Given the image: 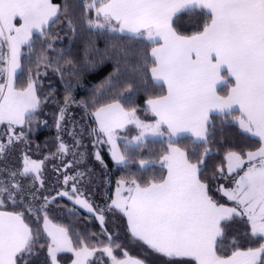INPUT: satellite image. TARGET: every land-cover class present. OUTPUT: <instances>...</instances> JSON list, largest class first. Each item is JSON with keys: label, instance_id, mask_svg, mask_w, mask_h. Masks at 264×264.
I'll list each match as a JSON object with an SVG mask.
<instances>
[{"label": "snow or ice", "instance_id": "obj_1", "mask_svg": "<svg viewBox=\"0 0 264 264\" xmlns=\"http://www.w3.org/2000/svg\"><path fill=\"white\" fill-rule=\"evenodd\" d=\"M69 7L68 0H64L63 5L53 4L52 0H0V48L6 44L9 50L7 56L0 52V62L8 65L7 69L0 68V78L5 71L9 73L6 85L0 84V124L6 122L8 125L7 141L0 140V160L15 142L24 139L23 131L17 135L14 126L30 122L40 105L31 79L27 88L15 90L13 77L21 67V47L31 48L32 36L36 33L44 36L45 29L60 19L62 9L65 18L69 17ZM85 8L96 12V19L87 21L90 30L108 27L113 32H128L130 38L159 44L152 48L153 66L149 71L154 81L167 85L166 95L146 101L157 118L154 124H144L137 118L134 108L126 110L119 102L101 106L93 113L117 164L126 163L127 157L117 146L116 129L131 123L141 129L140 135L133 138L134 143H125V152L140 147L147 139L146 132L162 137V126L168 129V148L161 157L167 176L159 182L152 180L146 186L133 179L127 188V197L119 196L125 181H118V198L112 201L109 209L114 206L127 217L134 240L169 259L187 257V264H264V243L245 251H233L231 256L219 255L217 251L227 222L235 217L247 216L251 236L264 239V0H92ZM197 9L209 15L210 21L191 36L180 35L173 27L174 18ZM17 18L18 26L14 23ZM113 21L119 25L118 29L111 27ZM68 26L72 27L71 19ZM45 59L41 53L37 65ZM48 66L46 63L45 67ZM225 67L227 77L221 74ZM229 78L234 80V85L227 97L218 96L217 86L228 83ZM131 88L128 85L129 91ZM69 102L70 98L66 97L65 104ZM233 105L239 107L240 128L259 137L261 146L243 154L234 151L226 154L229 173L243 170L234 188L221 185L218 189L235 201L236 207L227 208L212 198L208 183L199 176L208 149L205 148L204 156L193 164L187 153L174 145L184 138L182 133L186 131L195 136L194 142L207 144L208 137L213 134L208 129L210 110L216 108L230 115L235 111ZM64 113L62 107L56 122L58 130ZM92 133L97 134L95 129ZM67 150L61 142L58 151L66 153ZM96 158L100 159L99 154ZM42 163L25 155L21 169L0 168V173L7 172L9 177L7 183L0 181V197L7 195L15 204L19 195L22 203L24 190L16 177L34 174L33 183L40 181ZM69 179L72 178L66 176L65 183ZM35 198L33 194L32 199ZM45 200L47 202V198ZM76 203L93 211L79 196ZM2 204L3 199H0ZM45 206L36 211H44ZM32 210L29 204L28 211ZM97 218L103 223L102 214ZM44 230L51 237L48 244L51 264H57L58 252L73 251L71 241L64 228L50 226L46 213ZM35 243L37 239L24 221V212H0V264H21V261L29 264L25 257L34 255ZM81 243L83 246L74 252L76 259L72 264H88V257L95 251H90L83 241ZM111 245L109 237V243L102 249L111 264H146L142 259L129 257L127 252L123 253V259L118 258Z\"/></svg>", "mask_w": 264, "mask_h": 264}, {"label": "trees", "instance_id": "obj_2", "mask_svg": "<svg viewBox=\"0 0 264 264\" xmlns=\"http://www.w3.org/2000/svg\"><path fill=\"white\" fill-rule=\"evenodd\" d=\"M53 4L63 5L64 0H52ZM69 17L65 18L63 9L60 19L45 29V35L38 33L32 36V46H25L21 49V67L14 77L15 90L22 91L27 88L29 80L34 83L36 94L40 99L39 107L33 112L30 122L23 126H14L17 135L21 130L24 134L22 141L15 142L6 156L0 160V168L19 170L22 157L25 155L34 161H54L61 154L58 151L61 143L62 132L65 129H57V119L60 109L65 112L76 110L81 123L85 129L83 138L92 145L101 157L104 174L102 186L105 200L103 208L98 207L102 201L101 196L89 197L86 195V184L82 172L83 166L77 169L78 174L73 173L67 183L62 182L60 171H49L44 166L42 180L44 190L35 199L30 196L29 186L34 176H17L16 180L22 182L26 187L23 202L17 195L14 204L7 195L1 197L3 204L0 210L7 212H24V221L33 231L37 243L33 245L32 256H26L29 264H51L48 256L49 238L43 230L45 213L50 223L67 231L68 238L74 249H80L82 241L87 245L93 254L88 259V264H110V258L102 252L105 245L112 240L114 254L123 259V253L127 252L129 257L139 258L146 261V264H187L189 259L172 258L162 256L153 252L146 245L134 240L129 232L124 214L115 209H109L113 191L118 181L124 180L131 183L134 179L141 186H146L150 181L159 182L166 175V168L162 167L161 157L166 154L168 138L147 139L140 147L129 149L125 152V143L131 141L125 131L136 128L129 126L125 129L116 130V136L123 135L118 139L117 144L121 152L125 153L126 163L118 165L112 159L107 150V145L97 144V140L104 139L96 130L93 113L101 106L119 102L126 110L135 109L139 119L143 122H152L155 118L147 110L146 101L150 98L165 95L166 88L162 84L155 83L151 78L149 69L152 65L150 49L154 44L147 39L130 38L131 35H123L105 29H89L87 21L95 20L94 9L86 10L85 4H91L92 0H68ZM99 4H97L98 6ZM71 19L72 27L68 26ZM210 21V16L205 15L201 10L185 12L174 18L173 27L183 36H191L201 31L205 22ZM51 45V47H49ZM0 52L6 53L5 46ZM43 53L46 57L37 65V59ZM127 53V55H125ZM70 62V63H69ZM50 66L45 67V64ZM6 63L0 62V68H5ZM58 69V70H57ZM6 74H2L0 84H5ZM231 81L219 88L222 96L227 94ZM131 85V91L128 89ZM69 97L70 102L66 105L65 98ZM239 117L238 110L230 115L225 113H214L209 116L208 129L213 134L208 137V143L194 142L191 137L184 136L174 146L186 152L190 163H197L204 156V149L208 154L204 156V163L200 166L199 176L202 181L209 185V194L214 200L223 206H230L218 191L221 185H226L236 175L227 174L225 156L228 152L246 153L257 150L260 141L240 130L237 124ZM95 129L97 134H93ZM8 125L0 124V140L7 141ZM59 137V139H57ZM130 139V140H129ZM64 155V161L80 159L81 155L69 153ZM48 157L47 159H45ZM246 157V156H245ZM244 157V158H245ZM218 169H222L218 171ZM7 172L0 173V181L8 182ZM73 187L76 191L73 192ZM67 192L69 195H61ZM82 195L91 203L97 214L104 217L103 223L97 218L96 213L87 212L75 204L74 198ZM71 197V199L69 198ZM47 198V202L45 200ZM36 200V201H34ZM32 211H28V205ZM42 205H46L44 211L37 212ZM38 233V235H37ZM218 254L231 256L233 251H245L249 247H259L264 239H256L251 236L250 225L245 217H235L228 221L225 226V234L219 238ZM116 245H120L116 248ZM43 246V247H42ZM71 256L67 253H60L57 256L58 264H69ZM21 264H24L21 261Z\"/></svg>", "mask_w": 264, "mask_h": 264}, {"label": "rangeland", "instance_id": "obj_3", "mask_svg": "<svg viewBox=\"0 0 264 264\" xmlns=\"http://www.w3.org/2000/svg\"><path fill=\"white\" fill-rule=\"evenodd\" d=\"M111 27L118 29L117 25L113 22H112ZM106 28H108V27H106ZM108 30H109V28H108ZM115 32L122 34L119 31H115ZM154 45H156V44H154ZM154 45H153V47H154ZM151 49H150V51H151ZM5 69H7V63L5 65ZM5 74H6V80H5V85H6L8 77H9V73L5 71ZM136 116H137V114H136ZM137 118L139 119L138 116H137ZM93 119H94V117H93ZM141 122H143V121H141ZM143 123L144 124H154V120L152 122H143ZM62 124H63L62 129H65V131H64V133L63 132L61 133L62 134L61 142H63L67 146V149H68V145L65 142H69V144H70L69 153L70 154L75 153L77 155L80 154L81 157H80V159L77 158L76 160H73V161H71L70 159L68 161H64V155L66 153L60 152L61 155L59 157H57L54 161H51L49 163L46 161L45 165L42 163L41 168L45 166L48 168L47 170H49L50 172L51 171L55 172V170L62 172L61 173V177H62L61 179H62V182H65L66 176L70 177V175H73V173L78 174L79 171L75 168H78L80 165L83 166L82 167L83 170L86 171L85 173L82 172V175H84V177H85L84 182H86V184H83V186L84 187L86 186V189H87L86 195H88L91 198L96 197V195H98L99 197L101 196L102 201L98 202V207L101 209L105 206V200H103L104 194H103V186H102L103 178L105 176L102 173V171L100 170L103 168V162L101 160V157L99 160H97V158H96L97 154H99L98 150H96L94 147H92V145L89 144L87 142V140L82 137L83 136L82 133L84 132L85 127L81 123V121L78 117V113H76L75 109H73V110L71 109V110L66 111L64 113V118L61 121V125ZM95 125H96V123H95ZM128 125L134 126L136 128V132H134V129L127 130V131H125L124 135H126L129 138H131L132 135H134V137L140 135L141 129L137 128L134 123H131ZM95 127L97 130V125ZM126 127H127V125L124 126V128H119V129L123 130ZM60 129H61V127H60ZM119 129H116V130H119ZM70 133H71V135H70ZM164 134H165V136L163 135L162 139L168 138L167 132H165ZM122 136L123 135H118L117 138L123 139ZM146 136H147V139H156L157 138V137H154L150 132H146ZM103 138L104 139H101L99 141L97 140L96 143L99 145H101L102 143L106 144L107 150L111 155V151H110L111 145L106 142L107 141L106 137L103 136ZM118 139H117V141H118ZM77 141H79V144H77ZM131 141L134 143L133 139H131ZM117 146H118V144H117ZM111 157H112V155H111ZM39 162H41V161H39ZM227 164H228V161H227ZM40 177H41L40 181H35L34 183L32 182V184L29 186V189L31 191V193H30L31 197L33 194L35 196L41 195L42 190H44V184L45 183L42 180L43 179L42 175H40ZM41 181H42V183H41ZM4 183H6V182L4 181ZM20 184H21V187L24 190V192H26V189H25L26 186L22 182H20ZM115 188L116 189L113 191V195L111 197L112 200H115L118 198L117 187H115ZM125 188L126 187H124V190L119 193V196H121V197L126 196V189ZM80 196H82V195H80ZM112 200H111V204H112ZM34 201H36V200H34ZM78 205H81V204H78ZM113 208H115V207L113 206ZM115 209H117V208H115ZM85 211H88V210L85 208ZM93 213H96V211H94V209H93ZM97 215L99 216L100 214H97Z\"/></svg>", "mask_w": 264, "mask_h": 264}, {"label": "crops", "instance_id": "obj_4", "mask_svg": "<svg viewBox=\"0 0 264 264\" xmlns=\"http://www.w3.org/2000/svg\"><path fill=\"white\" fill-rule=\"evenodd\" d=\"M97 7H99V5L97 6ZM94 14H95V17H96V12H95V9H94ZM101 22H103L102 21V19H101ZM14 23H16L17 24V26L19 25V20H18V18H17V20L16 21H14ZM113 23H115L116 24V22L115 21H113ZM117 25V27L119 28V25L118 24H116ZM122 34H124V35H131L130 33H128V32H123ZM163 43V41H161V44ZM5 46V49H6V53H5V56H7L8 55V53H9V50H8V47H7V45L5 44L4 45ZM25 46H27V45H24V46H22L21 47V49L23 48V47H25ZM160 45L159 44H156V45H154V47H159ZM153 48V47H152ZM151 51H152V49H151ZM151 51H150V55H151ZM153 59V58H152ZM7 68H8V65H7ZM18 71H19V68L17 69V71H16V74L18 73ZM7 72V71H6ZM151 73V72H150ZM15 74V75H16ZM221 74H222V76H224V77H227L228 76V74H227V70H226V67L225 68H222V70H221ZM15 77V76H14ZM14 77H13V81H14ZM151 78H152V75H151ZM152 80H153V78H152ZM154 81V80H153ZM229 82L231 81L232 83H231V85H230V87H229V89H228V91H227V94L225 95V96H222V95H220V93H219V88L221 87V86H223V85H225V84H223V85H218L217 86V88H216V94L218 95V96H220V97H227V95H228V92H229V90H230V88L234 85V80L233 79H231V78H229V80H228ZM155 83H157V84H162V85H164L165 86V88H166V93H167V85L166 84H164V82L163 81H159V82H156V81H154ZM227 84V83H226ZM17 91V90H16ZM166 95V94H165ZM146 108H147V110L154 116V123L156 122V117H155V115L151 112V110L148 108V106H147V104H146ZM233 108L235 109V110H238V112H239V107H238V105H233ZM214 113H221L220 111H219V109H216V108H213L212 110H210V112H209V114H208V122H209V116L211 115V114H214ZM239 116H240V112H239ZM94 117V121H95V123H96V125H97V130H98V132L99 133H101L100 132V129H99V124H98V122H97V120H96V117L95 116H93ZM6 123V122H5ZM237 124H238V127L240 128V125H239V123H238V120H237ZM128 125V124H127ZM17 126V125H16ZM19 126V125H18ZM126 126V125H125ZM119 129V128H118ZM161 130L165 133V132H167V134H168V129H167V126L166 125H164V126H162V128H161ZM240 130L242 131V132H244L243 131V129H241L240 128ZM245 133V132H244ZM102 135H103V133H101ZM246 134H248V135H250V136H252V137H254L251 133H246ZM182 135L183 136H188V137H191V138H193L194 140H196V138H195V136L192 134V132L191 131H186V132H184V133H182ZM104 136V135H103ZM164 136H165V134H164ZM104 137H106V136H104ZM163 137V136H162ZM162 137H157L156 139H162ZM254 138H256V139H258L259 140V137H254ZM106 139H107V137H106ZM176 147V146H175ZM23 158L24 157H22V160H21V162H20V167L22 168L23 167ZM245 159V161L247 160V158L245 157L244 158ZM39 162V161H38ZM41 162H43V164L45 165V161H41ZM116 163V162H115ZM117 164V163H116ZM118 165H122V164H118ZM228 164H226V173L227 174H232V173H236V175L234 176V178L232 179V181H230L228 184H226V185H223L224 186V188H227V189H231V188H234L235 187V181L236 180H238L239 179V177L241 176V175H243V170H237V171H235V172H232V173H229V171H228V166H227ZM43 168L44 167H42L41 168V170H40V173L43 171ZM166 168V167H165ZM246 168H247V162L245 163V165L243 166V169L244 170H246ZM32 176H34V174L32 175ZM166 176H167V168H166ZM165 176V177H166ZM130 186V183H126V184H124V187H126L125 189H126V196L125 197H127L128 196V191H127V188ZM116 187H118V184H117V186ZM116 189V188H115ZM220 192V191H219ZM220 194L227 200V201H229L230 203H232V205H230V206H224V207H227V208H231V207H236V204H235V201H231V200H229L226 196H224L221 192H220ZM79 197H80V199H83V200H85V201H87L86 199H84V197H82V196H80L79 195ZM1 198V197H0ZM77 198V197H76ZM76 198H74V201H75V204L76 205H78L77 203H76ZM113 201V200H112ZM88 202V201H87ZM90 205H91V203L90 202H88ZM92 206V205H91ZM78 207H80L81 209H83V210H85V208L82 206V205H78ZM93 208V207H92ZM119 210V209H118ZM0 212H7V211H3V210H0ZM88 212V211H87ZM90 213H93V211L92 212H90ZM246 219H247V216H244ZM125 219H126V222H127V226H128V221H127V217L125 216ZM250 225V224H249ZM50 226H52V227H57V226H55L54 224H52V223H50ZM43 230H44V222H43ZM44 232H45V234H46V236L49 238V240H50V243H51V237H49L48 236V234H47V232L44 230ZM250 232H251V227H250ZM72 244V243H71ZM147 246V245H146ZM72 248H73V246H72ZM81 249V248H80ZM80 249H78V250H76V249H74L73 248V251H61V252H58L57 253V256L60 254V253H67V254H69L70 256H71V261H70V263L69 264H72V262L76 259V256H75V254H74V252L75 251H79ZM91 256H89L88 257V259L90 258ZM175 258H184V259H189V258H187V257H175ZM51 259V258H50ZM58 264V263H57ZM110 264H111V262H110Z\"/></svg>", "mask_w": 264, "mask_h": 264}]
</instances>
